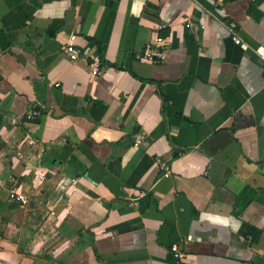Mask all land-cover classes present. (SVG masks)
<instances>
[{
	"label": "crops",
	"instance_id": "1",
	"mask_svg": "<svg viewBox=\"0 0 264 264\" xmlns=\"http://www.w3.org/2000/svg\"><path fill=\"white\" fill-rule=\"evenodd\" d=\"M263 43L264 0H0V264H264Z\"/></svg>",
	"mask_w": 264,
	"mask_h": 264
},
{
	"label": "built area",
	"instance_id": "2",
	"mask_svg": "<svg viewBox=\"0 0 264 264\" xmlns=\"http://www.w3.org/2000/svg\"><path fill=\"white\" fill-rule=\"evenodd\" d=\"M187 25L191 27L192 24L188 23ZM228 25H229V27H228L229 31L232 34V36L234 38V41L239 43L240 39L235 34V24L231 22ZM72 39L73 38L71 37V41L66 43L65 45H63L61 47V51H62L63 55L66 56V58H68L70 61H76V60H79L81 58H84V60H86L87 64L90 67L91 75L94 76V77L100 75L102 70H103L102 60L98 56H96L94 54H91L90 56H87V57L84 56L82 54L81 49L73 43ZM155 41L156 42H161V41H163V37L162 36H157L155 38ZM255 52H256L258 58L260 59V61L262 63V69H263V75H264V43L263 44H259L255 48ZM159 53L160 52L158 50L153 51V50H150V49H146V50H144L142 52H136L135 53V58L140 59V60H154V56L158 55ZM38 114H39L38 110H32L29 113V116L34 117V116H36ZM132 137H133V142H134L135 145L143 147L147 143L144 134H142L141 132H138V131L134 132ZM158 168L160 169L161 173L164 176H169V174L171 172V169H170V166L166 162H164L162 160H158ZM42 177L43 176L40 175V178H42ZM9 199L17 201L20 204H25L26 201H27L26 196H24L22 193H19L15 189H11L10 190ZM132 203L137 204L138 201H135V202H132ZM170 251H171L172 256H173L174 260L176 261V263H178V264H188L185 261L184 253L179 250V248H178V246L176 244H172V246L170 248Z\"/></svg>",
	"mask_w": 264,
	"mask_h": 264
},
{
	"label": "trees",
	"instance_id": "3",
	"mask_svg": "<svg viewBox=\"0 0 264 264\" xmlns=\"http://www.w3.org/2000/svg\"><path fill=\"white\" fill-rule=\"evenodd\" d=\"M103 63V62H102Z\"/></svg>",
	"mask_w": 264,
	"mask_h": 264
}]
</instances>
